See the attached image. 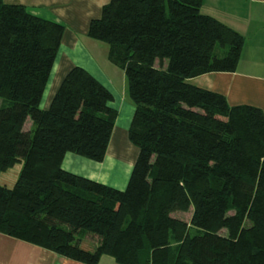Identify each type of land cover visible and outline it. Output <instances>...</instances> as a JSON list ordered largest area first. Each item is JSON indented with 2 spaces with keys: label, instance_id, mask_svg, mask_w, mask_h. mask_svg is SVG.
I'll list each match as a JSON object with an SVG mask.
<instances>
[{
  "label": "trees",
  "instance_id": "16d2710c",
  "mask_svg": "<svg viewBox=\"0 0 264 264\" xmlns=\"http://www.w3.org/2000/svg\"><path fill=\"white\" fill-rule=\"evenodd\" d=\"M202 1L109 0L89 21L133 102L137 154L118 189L61 166L67 152L104 159L111 92L73 66L41 108L64 26L0 0V172L22 161L0 185V233L84 264H264V112L187 82L233 71L243 43Z\"/></svg>",
  "mask_w": 264,
  "mask_h": 264
},
{
  "label": "crops",
  "instance_id": "0c3cea01",
  "mask_svg": "<svg viewBox=\"0 0 264 264\" xmlns=\"http://www.w3.org/2000/svg\"><path fill=\"white\" fill-rule=\"evenodd\" d=\"M109 0H4L20 4L33 15L58 22L64 26L60 46L45 87L40 107H48L63 76L73 66H81L102 83L112 94L111 106L117 117L101 162H94L73 152L64 155L63 169L123 189L127 180L120 181L117 173H110L106 160L112 163L133 165L137 149L127 138V128L132 115L120 122V110L114 104L116 91L103 71L91 46L96 41L87 35L89 21L98 18L101 7ZM200 11L218 19L239 32L243 37L240 56L233 71H214L187 79V82L221 94L232 105L248 104L264 112V0H203ZM96 42V43H95ZM116 106V107H115ZM133 111V109H132ZM119 143L129 146L132 157L120 150ZM84 239V238H83ZM81 239V245L83 243ZM0 264H84L28 242L0 233ZM97 264H117L111 256H100Z\"/></svg>",
  "mask_w": 264,
  "mask_h": 264
},
{
  "label": "rangeland",
  "instance_id": "374dc122",
  "mask_svg": "<svg viewBox=\"0 0 264 264\" xmlns=\"http://www.w3.org/2000/svg\"><path fill=\"white\" fill-rule=\"evenodd\" d=\"M96 43V42H95ZM96 46H91L92 49L90 52H92L93 56L98 58L99 62L101 63L103 67V71L105 72L106 77L108 78L109 82L112 85V88L118 96L116 95L114 104L117 109L120 110L119 114V120L120 122H124L126 120L127 116H130V112L126 109H133V102L128 94V84L127 79L125 77V74L122 69L118 68L117 66L113 65L108 57V45L102 42H97L95 44ZM227 50V47H220L219 45L215 48V53L218 56L223 55ZM3 104V100L0 98V105ZM30 126V120L25 124V128L28 129ZM120 150H122L126 155L129 156V159L132 157V150H129V146H123L121 143H119ZM22 167V161L15 163L11 168H8L4 172H0V185H4L6 187H12L15 183V181L18 178L19 172ZM106 168L110 169V173H117L116 177L117 180L120 181L121 177L124 174L123 179L128 180L132 164L129 163H112L110 161L106 160ZM125 187V186H124ZM123 187V188H124ZM191 215V209H189L187 212H179L176 211L173 216H176L178 218L189 220ZM194 232V228L190 229V233ZM83 239V238H82ZM95 246V243L92 240L84 239L82 243V247L86 248L88 250H92Z\"/></svg>",
  "mask_w": 264,
  "mask_h": 264
}]
</instances>
